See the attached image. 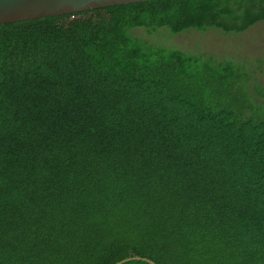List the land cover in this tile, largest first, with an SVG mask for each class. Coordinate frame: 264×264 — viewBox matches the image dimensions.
I'll return each instance as SVG.
<instances>
[{
    "label": "trees",
    "instance_id": "trees-1",
    "mask_svg": "<svg viewBox=\"0 0 264 264\" xmlns=\"http://www.w3.org/2000/svg\"><path fill=\"white\" fill-rule=\"evenodd\" d=\"M260 22L150 0L0 25V264H264V88L149 38Z\"/></svg>",
    "mask_w": 264,
    "mask_h": 264
},
{
    "label": "rangeland",
    "instance_id": "rangeland-1",
    "mask_svg": "<svg viewBox=\"0 0 264 264\" xmlns=\"http://www.w3.org/2000/svg\"><path fill=\"white\" fill-rule=\"evenodd\" d=\"M136 34L148 38L144 30H137ZM149 38L156 44L189 53H205L222 60L232 59L243 63L250 72L251 84L264 88V22L239 35H226L214 29L207 33L188 31L179 35L162 30ZM252 94L264 106V96Z\"/></svg>",
    "mask_w": 264,
    "mask_h": 264
},
{
    "label": "water",
    "instance_id": "water-1",
    "mask_svg": "<svg viewBox=\"0 0 264 264\" xmlns=\"http://www.w3.org/2000/svg\"><path fill=\"white\" fill-rule=\"evenodd\" d=\"M150 0H0V25L82 13ZM143 258H128L117 264Z\"/></svg>",
    "mask_w": 264,
    "mask_h": 264
}]
</instances>
